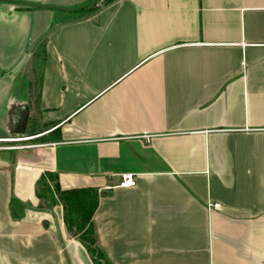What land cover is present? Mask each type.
Listing matches in <instances>:
<instances>
[{"label": "crops", "instance_id": "obj_1", "mask_svg": "<svg viewBox=\"0 0 264 264\" xmlns=\"http://www.w3.org/2000/svg\"><path fill=\"white\" fill-rule=\"evenodd\" d=\"M101 3L0 0V264H92L50 172L109 264H264V0Z\"/></svg>", "mask_w": 264, "mask_h": 264}, {"label": "trees", "instance_id": "obj_2", "mask_svg": "<svg viewBox=\"0 0 264 264\" xmlns=\"http://www.w3.org/2000/svg\"><path fill=\"white\" fill-rule=\"evenodd\" d=\"M103 5L115 0H104ZM97 2L77 8V17L97 11ZM37 198L46 209L59 204L63 209L64 225L67 233L85 248L92 264H109L103 252L96 246L93 228V215L98 207V193L95 189L60 190L58 177L53 173H44L35 186ZM13 204H17L13 201ZM39 209H42L41 207Z\"/></svg>", "mask_w": 264, "mask_h": 264}, {"label": "rangeland", "instance_id": "obj_3", "mask_svg": "<svg viewBox=\"0 0 264 264\" xmlns=\"http://www.w3.org/2000/svg\"><path fill=\"white\" fill-rule=\"evenodd\" d=\"M95 2H97V1H95ZM101 2H102L101 4H103V2H106V1L101 0ZM91 4H93V3H90V5ZM49 11H51L52 14H53V17H52L53 20H52V23H51V26H50V28H52L55 25V20L57 21V17L56 16H59L60 13H66L65 11H67V10L61 9V8H58V9L53 8V9H49ZM38 136H39V134L36 133V134H32V135L30 134L29 137H26V136L20 137L19 139L18 138H13V137L10 138L9 137V138L5 139L6 141L3 140V141H5L4 143H0V149H6L7 148V149H10V151H16L20 147L19 146L20 144H22L23 146H27L29 144H34V141L38 140L36 138ZM34 138H36V139L34 140ZM30 140H32V141H30ZM44 141H46V140H44Z\"/></svg>", "mask_w": 264, "mask_h": 264}, {"label": "built area", "instance_id": "obj_4", "mask_svg": "<svg viewBox=\"0 0 264 264\" xmlns=\"http://www.w3.org/2000/svg\"><path fill=\"white\" fill-rule=\"evenodd\" d=\"M149 138L147 136H144L143 139L145 142H149ZM136 184L135 177L132 174H122L121 181L118 185V188H133ZM219 205L214 204L212 208L218 209Z\"/></svg>", "mask_w": 264, "mask_h": 264}, {"label": "water", "instance_id": "obj_5", "mask_svg": "<svg viewBox=\"0 0 264 264\" xmlns=\"http://www.w3.org/2000/svg\"><path fill=\"white\" fill-rule=\"evenodd\" d=\"M22 131H23V129H22L21 131L17 132L16 134H19V133H21Z\"/></svg>", "mask_w": 264, "mask_h": 264}]
</instances>
